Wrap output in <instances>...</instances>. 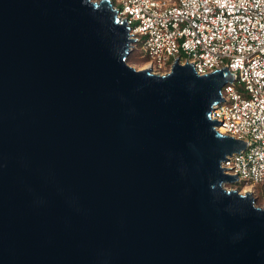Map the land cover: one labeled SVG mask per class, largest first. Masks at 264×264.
<instances>
[{"label": "water", "instance_id": "obj_1", "mask_svg": "<svg viewBox=\"0 0 264 264\" xmlns=\"http://www.w3.org/2000/svg\"><path fill=\"white\" fill-rule=\"evenodd\" d=\"M124 20L0 0V264H264V205L220 167L245 143L210 119L232 73L136 70Z\"/></svg>", "mask_w": 264, "mask_h": 264}, {"label": "built area", "instance_id": "obj_2", "mask_svg": "<svg viewBox=\"0 0 264 264\" xmlns=\"http://www.w3.org/2000/svg\"><path fill=\"white\" fill-rule=\"evenodd\" d=\"M110 1L135 39L130 52L141 44L145 69L163 74L156 69L177 60L198 75L224 67L232 73L210 119L223 118L214 129L243 141L245 149L220 167L250 192L264 184V0Z\"/></svg>", "mask_w": 264, "mask_h": 264}, {"label": "rangeland", "instance_id": "obj_3", "mask_svg": "<svg viewBox=\"0 0 264 264\" xmlns=\"http://www.w3.org/2000/svg\"><path fill=\"white\" fill-rule=\"evenodd\" d=\"M114 4H116V0H113ZM144 54V51L141 47V44H137V50L133 51L130 53L129 58L127 59V64L130 65L131 67L135 68L136 70H140V68L142 66H145L146 64L142 63L141 61V56ZM170 62V61H169ZM171 65V64H170ZM170 65L167 66V68H165L164 70H158L156 69V71H159L161 73H166L168 72ZM226 188H237V187H242L239 191L241 193H243L244 191H248V187H244V183H236V184H232V185H226ZM239 189V188H238ZM250 191V190H249ZM253 193V196L256 198V204L258 206H262L264 205V184H256L254 186V189L251 190Z\"/></svg>", "mask_w": 264, "mask_h": 264}, {"label": "trees", "instance_id": "obj_4", "mask_svg": "<svg viewBox=\"0 0 264 264\" xmlns=\"http://www.w3.org/2000/svg\"><path fill=\"white\" fill-rule=\"evenodd\" d=\"M129 58V57H128ZM141 61L142 63H145L146 62V59L145 58H141ZM239 188V189H238ZM242 187H237L238 190H240Z\"/></svg>", "mask_w": 264, "mask_h": 264}, {"label": "bare ground", "instance_id": "obj_5", "mask_svg": "<svg viewBox=\"0 0 264 264\" xmlns=\"http://www.w3.org/2000/svg\"><path fill=\"white\" fill-rule=\"evenodd\" d=\"M147 66H142L140 69H145ZM247 191V190H246ZM245 192V191H244Z\"/></svg>", "mask_w": 264, "mask_h": 264}]
</instances>
